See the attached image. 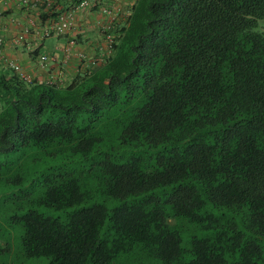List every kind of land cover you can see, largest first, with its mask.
<instances>
[{"label":"trees","instance_id":"1","mask_svg":"<svg viewBox=\"0 0 264 264\" xmlns=\"http://www.w3.org/2000/svg\"><path fill=\"white\" fill-rule=\"evenodd\" d=\"M78 1L27 9H38L41 25ZM118 21L109 53L65 85L0 72V152L53 146L86 158L118 129L137 150L99 165L103 191L123 201L111 211L96 203L64 222L34 209L20 216L25 255L45 264H264V0H132ZM71 172L47 176L38 202L82 203ZM165 187L163 200L155 191ZM183 222L204 231L189 259Z\"/></svg>","mask_w":264,"mask_h":264},{"label":"rangeland","instance_id":"2","mask_svg":"<svg viewBox=\"0 0 264 264\" xmlns=\"http://www.w3.org/2000/svg\"><path fill=\"white\" fill-rule=\"evenodd\" d=\"M119 131L118 129L110 137L99 141L86 158L81 152H74L69 148L60 152L53 151V146H15L10 151L0 152V240L8 243V250L0 249V264H45L48 261L45 256L27 257L23 251L21 236L24 228L19 217L27 210L34 209L44 216L56 217L64 222L74 211L83 207L99 203L111 211L123 203L122 200L107 195L99 180V165L107 156L115 162H122L137 152L131 144L123 143V139L117 136ZM69 171L79 180L80 188L85 194L84 201L63 209L39 203L38 197L44 189L43 180L47 176L58 177ZM169 190L170 188L165 187L164 191L156 189L155 193L164 200ZM131 201L132 198L127 199L128 203ZM107 225L102 232L104 236L111 238L112 229ZM182 225L179 228L181 246L185 250V258L189 259L192 237H201L204 231L185 222ZM150 264L162 263L154 259Z\"/></svg>","mask_w":264,"mask_h":264},{"label":"crops","instance_id":"3","mask_svg":"<svg viewBox=\"0 0 264 264\" xmlns=\"http://www.w3.org/2000/svg\"><path fill=\"white\" fill-rule=\"evenodd\" d=\"M0 7V37L3 39L0 52V72L10 73L12 70L8 65L9 60H14L21 65L24 72L31 75L32 79L43 81L48 74L57 72V79L61 85L67 84L78 71L87 68L88 62L72 58L65 64L61 71H57L58 65L62 60L61 47L73 36L77 42V49L85 52L87 57H98L102 53L99 51V45L102 42L100 32L97 30L96 23L105 19V16L98 8L90 10H76L74 12L75 26L73 33L60 36H50L38 38L39 22L36 21L37 8L27 9L21 4V0H2ZM30 2L33 0H29ZM55 2L56 0H50ZM64 1L67 0H58ZM132 0H108L107 3L121 11L120 18L127 12V8ZM120 18L118 19L120 21ZM15 20L16 23H13ZM37 25H30L31 21ZM117 20V21H118ZM118 21V22H119ZM28 26L29 33L26 36L25 43L14 44L13 36L20 31L21 27ZM48 52L52 55L54 61L46 68L38 64V55L41 52ZM61 66V65H60Z\"/></svg>","mask_w":264,"mask_h":264},{"label":"built area","instance_id":"4","mask_svg":"<svg viewBox=\"0 0 264 264\" xmlns=\"http://www.w3.org/2000/svg\"><path fill=\"white\" fill-rule=\"evenodd\" d=\"M38 0L31 1V6L35 5ZM29 0H21V4L28 8ZM3 1L0 0V7ZM98 8L99 11L105 16V19L96 23L97 30L100 32L102 37V42L99 45V51L102 53L98 57H87L85 52L77 49V42L75 37L71 36L68 41L61 47L62 49V60L58 65L57 71H61L65 64H68L72 58L85 60L88 62L89 66L95 65L97 62H100L106 53H109L111 49L112 43V29L114 27L115 22H117L118 18L121 15V11L118 8L111 7L106 0H79L77 4L70 10L64 11L58 14L56 18H51L43 22L39 25V30L37 32L38 38H45L50 36H60L68 33H73V28L75 26V18L74 12L76 10H90L92 8ZM13 23H16L15 20H12ZM30 25H37L33 20L30 22ZM29 33V27L24 26L21 27L20 31H18L12 38V42L14 44H22L26 41V36ZM3 44V39L0 37V47ZM1 52V48H0ZM52 55L46 51L39 53L38 55V64L42 68H46L50 65V62L54 61ZM8 65L12 72L19 75V77L25 79L26 81H31V75L24 72L23 68L19 63L14 60H9ZM61 65V66H60ZM57 72H52L47 75L45 79H43L46 83H59L57 79Z\"/></svg>","mask_w":264,"mask_h":264}]
</instances>
